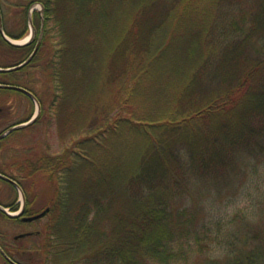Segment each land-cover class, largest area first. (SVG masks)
<instances>
[{
    "label": "trees",
    "instance_id": "obj_1",
    "mask_svg": "<svg viewBox=\"0 0 264 264\" xmlns=\"http://www.w3.org/2000/svg\"><path fill=\"white\" fill-rule=\"evenodd\" d=\"M36 1L41 0H31L30 3ZM72 1L75 9L80 7L79 17L84 22L83 15L86 13L82 14L81 9L88 0ZM111 1L105 0L104 3L110 4ZM123 2L127 4L129 11L134 9V14L128 16L127 28L128 31L131 30L130 33H134L125 32L127 43L130 42L129 39H141L140 31L148 25L144 14H149L148 8L156 13L152 18L167 19L173 24L175 32L172 28L168 30L165 42L157 49L156 56L147 59L144 65L139 63L135 66L136 69L131 64L133 60L139 62V56H135L124 43L119 46L121 71L117 80H121V87L118 88L116 100H113L117 117L115 123L107 124L111 127H101V134L96 132V135L105 136L104 141L108 143L112 136L126 133L121 127L127 126L126 130L133 129L139 137H144L145 145L130 179L128 195L131 193L132 196L127 195L117 205L107 208L104 215L109 216L103 217L102 223L108 225V230L101 232L95 229L98 228L99 219L94 230L91 229V222L85 225V233H94L89 241L92 246L87 250L88 254L82 258H70L64 263L186 264L183 252L175 253L170 247L177 240L176 231L183 229L186 216H192L193 218L187 219L193 222L196 218L194 212L187 213L189 203L186 200L192 192L191 182H212L217 196H220L222 189L229 188L231 192L239 189L245 179L252 173L256 174L261 165L264 167V0ZM49 3V0L42 3L45 20ZM27 4L23 13L31 5ZM158 5L161 6L160 9ZM152 32L153 28H150L147 33L151 35ZM7 35L20 38L9 33ZM174 37L181 39L184 44L179 49L178 60L170 62L169 68L164 69L158 77L169 84L166 92L162 90L164 86L161 88L166 97L162 99L159 95L156 98V90L159 93L160 85L151 86L149 81L154 78L155 63L165 56V52L172 49L174 51ZM41 42L28 64H32L43 49ZM74 44L72 40L69 48L73 52L79 51L77 47L72 48ZM30 46L11 45L0 36V52H5L3 61L0 60V68L13 67L23 62L31 50ZM83 46L88 49L87 44ZM142 54L144 56L146 52ZM77 58L66 57L73 60V67L80 73L81 64L77 62ZM153 63L154 67L150 69V64ZM139 67L143 68L137 70ZM14 72L16 70L0 72V84H9L7 80ZM123 74L128 76V82L123 80ZM25 89L34 95L31 88ZM5 91L8 92L7 89L0 88V92ZM160 98L162 105H157L156 100ZM40 106L42 109V101ZM154 108L156 112L153 115H145L144 112H152ZM107 129H111L110 132L106 133ZM63 159L64 156L46 173L52 175L54 169H57L55 167H60V164L61 167L65 166ZM107 188L109 189L108 186ZM52 190L45 207L49 208L46 215L57 216L62 212L69 215L73 212L70 218L65 217L77 226L73 221L83 217L76 216L73 209L80 205L60 202L58 189ZM24 194L27 196L25 191ZM29 204L26 198L25 213ZM261 205L263 212L264 201ZM8 206L13 210L16 208L13 204ZM0 215L13 222L21 221L20 217L11 218L1 211ZM245 216L242 212V221ZM255 222L247 221L240 228L241 233L233 234L224 259H205L202 264H264V220L252 225ZM41 236L43 240L35 248L36 256L30 255L25 262L20 259L24 254L20 246L12 249L0 243V247L17 264H47L57 243L54 244L49 232L44 231ZM95 241L97 244L94 246ZM16 242L18 241H14V244ZM61 254L65 255L59 250L58 255L62 256ZM57 262L54 261L53 264H64Z\"/></svg>",
    "mask_w": 264,
    "mask_h": 264
},
{
    "label": "rangeland",
    "instance_id": "obj_2",
    "mask_svg": "<svg viewBox=\"0 0 264 264\" xmlns=\"http://www.w3.org/2000/svg\"><path fill=\"white\" fill-rule=\"evenodd\" d=\"M30 1L0 0V21L5 34L21 37L18 39L19 43L31 40L32 51L39 31L42 30L40 42L42 40L43 47L35 61L20 71L16 70L9 76V84H6L23 89L31 88L37 105L29 96L16 90L0 92V135L15 124L32 118L38 105L40 108L34 122L0 138V174L14 180L18 185L16 187L0 179V206L13 214L17 211L14 212L8 205L13 204L19 210L28 198L30 204L24 217H31L46 209L48 195L54 188L53 190L58 189L60 202L82 206H77L73 211L76 216L83 218L73 221L76 226L65 217L70 218L73 212L69 215L63 212L57 216L45 215L30 222H13L0 215V243L12 249L20 246L24 254L19 257L25 262L30 255L36 256L35 248L43 240L41 233L49 232V237L57 245L53 247L47 264H53L54 261L64 263L70 258H82L88 254L87 250L92 243L89 241L94 233H85V225L91 222V229L94 230L99 219L100 223L95 229L101 232L108 230V225L102 223V219L108 218L109 214L104 213L106 214L109 206L117 205L128 195L130 179L138 164L137 158L145 145L144 137H139L133 129L126 130L127 126L121 127L126 133L112 136L108 143L104 141L105 136L96 135L101 127H111L107 124L115 123L117 117L113 100H116L118 88L121 87V80H117L121 71L119 46L124 43L135 56H139V62L133 60L131 64L136 69L135 66L139 63L144 65L147 59L156 56L157 49L165 42L166 32L173 29V24L167 19L152 18L156 13L148 8L149 14L144 13L148 25L141 29V39H129L130 42L127 43L124 35L125 32H133L130 33L131 30L128 31L127 28L128 16L134 14V9L129 11L123 0H112L110 4H105V0H88L81 9L82 14L86 13L83 15L84 22L79 17L80 7L75 9L72 0H49L45 20L44 6L40 4L46 0H41L36 1L40 4L33 7L32 24L35 28H32L28 25L27 12L23 13L25 5L31 4ZM161 6L157 7L160 9ZM150 28H153L151 35L147 33ZM146 33L147 37L144 38ZM71 38L75 43L72 48L77 47L79 51L73 52L69 48L72 45ZM180 40L175 38L174 51L172 49L165 52V56L156 62L158 66L155 63L154 78L149 83L151 86L160 85L159 93L156 90V98L159 95L161 98L166 97L163 92H166L169 84L162 82V77H158L164 69L169 68L170 62L178 60L179 49L184 44ZM84 44L88 45V49H85L86 46L84 48ZM29 52L26 57L31 53ZM142 52L146 54L143 56ZM3 53L0 52L2 61L5 56ZM68 56L78 57L81 74L73 67V60L66 59ZM152 67L154 63L149 68ZM124 75L123 80L128 82V76ZM161 98L156 100L157 105H162ZM154 112L155 108L152 112L144 113L150 117ZM110 130L107 129L106 133ZM94 135L96 136L93 137ZM62 156L65 166L61 167L60 164V167H55L57 169H54L52 175L46 173ZM191 190L190 198L186 200L189 203L187 213L194 212L196 218L193 222L187 219L193 218L192 216H186L183 220L184 230L176 231L177 240L170 247L175 253L183 252L186 264H202L205 259H224L233 234L241 233L243 224L255 220L252 224L255 226L261 219L264 220L261 205L264 201L263 165L257 169L256 174L252 173L245 179L239 189L232 192L229 188L222 189V196H217L212 182H191ZM98 193L100 195L97 196ZM131 196L130 193L128 197ZM242 212L246 214L243 221L240 217ZM21 233L35 234L15 240L14 237ZM14 241L18 242L14 244ZM95 244L96 241L94 246ZM59 250L65 255H58ZM0 264H8L1 253Z\"/></svg>",
    "mask_w": 264,
    "mask_h": 264
},
{
    "label": "water",
    "instance_id": "obj_3",
    "mask_svg": "<svg viewBox=\"0 0 264 264\" xmlns=\"http://www.w3.org/2000/svg\"><path fill=\"white\" fill-rule=\"evenodd\" d=\"M0 34L5 38L6 41H8L9 43H11V44H13V45H24V44L27 43V42H25V43H16V42H12V41L8 40V39L4 36V34H3L2 26H1V21H0ZM38 44H39V41H38L37 45L35 46L33 52L31 53V55H30L25 61H23L21 64L15 66V67L6 68V69H1V68H0V72L14 71V70H18V69L22 68L23 66H25V65H26V64L32 59V57L34 56V54L36 53V50H37V48H38ZM0 88L19 91V92H21V93L26 94L27 96H29V97H30L33 101H35V103H36V100H35L34 96H33L29 91H27V90H25V89H23V88H21V87H17V86H13V85H1V84H0ZM36 105H37V103H36ZM39 112H40V109H39V106H37L36 114H35L31 119L27 120V121L24 122V123H20V124H17V125H14V126L10 127L8 130H6L4 133H2V134L0 135V138L6 136L7 134H9V133L12 132V131H15V130H17V129H21V128H24V127L30 125V124H31L32 122H34V120L38 117ZM0 178H1L2 180L8 181L9 183H11L12 185H14V186L17 187V184H16L13 180H11L10 178L5 177V176L2 175V174H0ZM0 210L6 213V210H5L3 207H1V206H0ZM22 210H23V208H21V209H20L16 214H14V215L9 214V213H7V214H8L9 216H11V217H18V216H21V214H22ZM48 210H49V209H46V210L43 211L42 213H40V214H38V215H35V216H33V217H24L22 220H23V221H32V220L38 219V218L44 216ZM27 235H28V234H27ZM25 236H26V234H19V235L15 236L14 238H15V239H20V238H23V237H25ZM0 253L3 255V257H4L9 263H11V264H15V263H13V262H12V261H11V260H10L5 254H4V253H3V251L0 250Z\"/></svg>",
    "mask_w": 264,
    "mask_h": 264
},
{
    "label": "bare ground",
    "instance_id": "obj_4",
    "mask_svg": "<svg viewBox=\"0 0 264 264\" xmlns=\"http://www.w3.org/2000/svg\"><path fill=\"white\" fill-rule=\"evenodd\" d=\"M27 64H28V63H27ZM27 64H26V65H27Z\"/></svg>",
    "mask_w": 264,
    "mask_h": 264
}]
</instances>
